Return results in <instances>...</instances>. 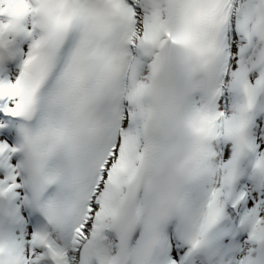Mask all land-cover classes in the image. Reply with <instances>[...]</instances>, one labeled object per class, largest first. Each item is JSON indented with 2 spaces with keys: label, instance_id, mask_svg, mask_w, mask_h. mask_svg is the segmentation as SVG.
Segmentation results:
<instances>
[{
  "label": "snow or ice",
  "instance_id": "6c2138e0",
  "mask_svg": "<svg viewBox=\"0 0 264 264\" xmlns=\"http://www.w3.org/2000/svg\"><path fill=\"white\" fill-rule=\"evenodd\" d=\"M0 264H264V0H0Z\"/></svg>",
  "mask_w": 264,
  "mask_h": 264
}]
</instances>
